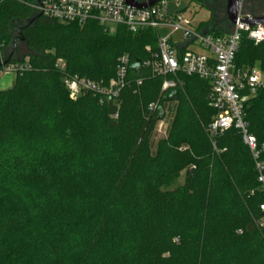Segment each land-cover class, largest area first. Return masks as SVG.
Listing matches in <instances>:
<instances>
[{
  "label": "trees",
  "instance_id": "16d2710c",
  "mask_svg": "<svg viewBox=\"0 0 264 264\" xmlns=\"http://www.w3.org/2000/svg\"><path fill=\"white\" fill-rule=\"evenodd\" d=\"M208 10L201 27L229 34L219 30L220 9ZM18 41L29 51L21 59ZM157 41L152 29L110 33L97 21L40 16L30 0H0V61L30 66L0 90V264H264L253 156L238 130L210 134L209 82L181 74L177 88L161 92L163 79L141 67ZM123 55L130 80L144 79L137 95L71 100L65 74L108 83ZM235 65L264 73V42L243 33ZM160 109L172 120L155 143ZM245 120L262 147L264 90ZM183 172L182 186L164 190Z\"/></svg>",
  "mask_w": 264,
  "mask_h": 264
},
{
  "label": "built area",
  "instance_id": "2783aa9c",
  "mask_svg": "<svg viewBox=\"0 0 264 264\" xmlns=\"http://www.w3.org/2000/svg\"><path fill=\"white\" fill-rule=\"evenodd\" d=\"M242 2L238 0V20L227 35L208 32L201 25H195L178 7L170 10L165 0L144 9L131 7L123 0H30V6L40 16L61 23L84 26L89 21H97L110 33H114L117 26H125L133 34L148 29L156 31L158 50L150 60L141 63V67L148 69L153 77L163 79L162 93L177 88L181 74L209 82L211 107L217 111L209 125L210 134L217 136L230 129L241 133L255 161L258 182L264 189V161L261 159L264 144L258 145L245 120L248 103L264 90V73L258 66L238 68L235 65L242 34L246 33L251 41L260 44L264 42V25L251 27L241 23V20L254 18L243 14ZM130 67V57L123 55L118 60L115 76L108 83L65 74L64 85L73 101L89 94L99 98L101 103L106 99L117 100L131 85L139 89L144 83L143 78L130 80ZM56 68L65 72V61L58 59ZM29 69L27 58L23 64L3 65L0 75ZM159 108L158 102L148 106L151 113ZM167 114L168 110L159 121L167 123L165 135L172 120ZM260 209L264 212V204Z\"/></svg>",
  "mask_w": 264,
  "mask_h": 264
},
{
  "label": "rangeland",
  "instance_id": "374dc122",
  "mask_svg": "<svg viewBox=\"0 0 264 264\" xmlns=\"http://www.w3.org/2000/svg\"><path fill=\"white\" fill-rule=\"evenodd\" d=\"M147 1V0H140ZM168 4L170 10L178 7V9L184 11L186 15L193 19L195 25H201L207 22L211 13L209 9H220L217 12L218 16L221 18L219 21V30L224 32H231L233 27L229 23L226 14V0H165ZM243 14L252 16L254 18L264 17V0H243ZM165 32V30H164ZM29 53L27 46L18 41L14 47V57L16 59H21L26 57ZM8 52H6V55ZM3 59L5 57V53H3ZM27 59V58H26ZM27 61V60H26ZM16 74L14 72H3L0 75V90H9L13 87L15 82ZM180 81V80H179ZM132 94L137 95V88H128ZM159 103V100L153 103ZM167 123L161 121L155 124V143H157L160 139L165 137V128ZM185 182V172H183L180 177L175 179L172 184L168 187H164V190H174L180 186H182Z\"/></svg>",
  "mask_w": 264,
  "mask_h": 264
},
{
  "label": "water",
  "instance_id": "95a60500",
  "mask_svg": "<svg viewBox=\"0 0 264 264\" xmlns=\"http://www.w3.org/2000/svg\"><path fill=\"white\" fill-rule=\"evenodd\" d=\"M127 5L137 8V9H144L148 7L155 6L156 4L160 3L163 0H147V1H140V0H123ZM226 14L229 22L232 25H235L238 20V14H239V6H238V0H227L226 4ZM241 23L249 25V26H255L256 24L264 25V17H258L248 20H241ZM0 65H7V62L0 61ZM164 117V111L160 109V116L159 120L163 119Z\"/></svg>",
  "mask_w": 264,
  "mask_h": 264
}]
</instances>
